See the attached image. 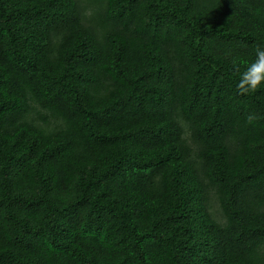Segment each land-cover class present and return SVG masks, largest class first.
<instances>
[{"label":"trees","instance_id":"trees-1","mask_svg":"<svg viewBox=\"0 0 264 264\" xmlns=\"http://www.w3.org/2000/svg\"><path fill=\"white\" fill-rule=\"evenodd\" d=\"M258 45L264 0H0V264H264Z\"/></svg>","mask_w":264,"mask_h":264},{"label":"clouds","instance_id":"clouds-1","mask_svg":"<svg viewBox=\"0 0 264 264\" xmlns=\"http://www.w3.org/2000/svg\"><path fill=\"white\" fill-rule=\"evenodd\" d=\"M255 52L256 60L241 74L237 84V92L240 95L254 93L264 83V46L258 45ZM256 119L255 114L246 117L248 123H253Z\"/></svg>","mask_w":264,"mask_h":264}]
</instances>
